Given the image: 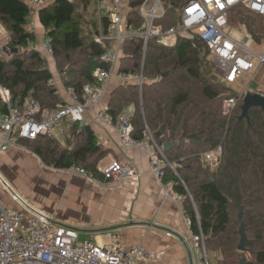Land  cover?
<instances>
[{
	"label": "trees",
	"instance_id": "trees-1",
	"mask_svg": "<svg viewBox=\"0 0 264 264\" xmlns=\"http://www.w3.org/2000/svg\"><path fill=\"white\" fill-rule=\"evenodd\" d=\"M44 1L50 3L36 14L50 55L59 73H64V88L72 91L77 103H83L84 87L100 86L94 71L109 69L99 61L110 45L108 19L102 17L100 25L98 20L89 21L95 0ZM127 1L131 12L126 23L138 29L143 19L137 9L144 0ZM187 1L161 0L164 16L155 24L164 29L176 26L174 8ZM30 9L26 0H0V25L7 33V47L18 50L7 60L0 58V86L19 113L30 102L48 111L67 104L49 82L52 75L46 59L30 48L35 41L34 33L26 28ZM227 24L244 28L254 44L264 43V17L236 5L227 12ZM120 61V74H142V82L115 89L104 112L111 123L126 117L134 141L149 136L158 150L165 143L173 144L163 154L171 167L164 169L161 183H170L171 191L181 197L190 234L203 237L208 264L213 254L216 264H238L241 259L244 264H264V111L250 108L248 121L239 119L241 97L229 116L222 115V101L238 95L220 77L197 38H178L172 47L151 39L145 52L141 39L126 40ZM8 108L0 105L3 112ZM66 133L63 145L47 136L17 139L16 144L46 167H78L87 176H101L98 163L106 152L92 129L73 124ZM211 151H218L216 162L204 158ZM240 207L247 238L242 252L237 250Z\"/></svg>",
	"mask_w": 264,
	"mask_h": 264
},
{
	"label": "built area",
	"instance_id": "built-area-1",
	"mask_svg": "<svg viewBox=\"0 0 264 264\" xmlns=\"http://www.w3.org/2000/svg\"><path fill=\"white\" fill-rule=\"evenodd\" d=\"M50 2L43 0L30 1L28 20L41 7ZM121 0H97V20L107 17L110 45L105 48L99 61L109 66L108 70L97 68L93 76L100 86L91 88L85 86L83 103H67L57 106L53 110H41L37 104L30 102L24 113L10 108L9 99L2 94L0 86V105L9 106L7 112L0 109V153L6 152L17 139H36L39 136H51L58 123L67 118L70 123L82 124L85 108L92 105L100 96L102 84L113 72L119 59V48L126 40L141 39L144 48L151 39L163 47L174 46L178 38H197L207 48L210 57L218 65L222 79L229 84L235 83L241 77L248 75L256 66L264 65V53L253 51V41L245 33L230 32L227 24V12L239 5L250 12L264 17V0H188L179 7L178 24L164 29L155 22L164 16L161 0H144L138 7V13L143 24L134 29L126 23L127 15L131 12L126 0V9L122 10ZM34 10V11H33ZM102 39L101 37L99 40ZM43 50L49 55L47 43ZM63 76L64 73L60 74ZM124 80L133 81L141 85L142 76L121 75ZM52 83V80L49 81ZM241 97L225 99L222 102V115L229 116ZM107 121L104 114L99 115ZM109 121V119H108ZM120 141L126 148L146 146L149 136L143 141L131 138L132 127L127 118H118ZM153 148V147H151ZM218 151H211L204 157L211 161ZM166 162L152 157L150 172L161 182ZM71 173L87 177L83 169L71 167ZM104 182L126 179L129 184H135L137 177L133 170L126 165L112 162L101 170ZM97 184H101L97 181ZM167 193L171 191V184H166ZM173 199H181L172 192ZM18 201L22 208H12L0 202V264H153L155 253L141 246L126 247L119 241L102 246L90 240H79L77 232L72 227L57 223L52 217L40 212L35 207L13 195V201ZM13 201H11L13 203ZM188 225L190 219L186 218ZM192 247L195 251L197 264H208L205 243L202 236L190 235ZM201 249L203 250L202 252Z\"/></svg>",
	"mask_w": 264,
	"mask_h": 264
},
{
	"label": "crops",
	"instance_id": "crops-1",
	"mask_svg": "<svg viewBox=\"0 0 264 264\" xmlns=\"http://www.w3.org/2000/svg\"><path fill=\"white\" fill-rule=\"evenodd\" d=\"M26 28L35 36L30 48L37 50L46 59L52 84L57 88L60 97L65 103L74 102L72 91L64 88L62 84V75L60 76L54 59L43 50L46 38L37 14L27 21ZM4 47H7V33L0 25V58L7 60L9 56L4 52ZM143 49L145 52L144 46ZM119 52L118 61L123 57V45ZM118 61L113 72L102 84L98 100L86 106L84 121L77 125L78 129L88 125L96 135L98 145L106 152L99 160V169L110 162L129 166L137 177L136 183L129 184L126 179L104 182L102 175L94 178L83 177L69 170L46 167L37 156L23 150L26 157L21 161L16 162L10 157L8 159L12 163L25 166L28 170L25 174L30 179L27 184L15 186L31 202H26L27 204L52 217L57 223L75 229L79 240H90L102 246L110 245L114 241H119L126 247L138 245L155 253L153 264H193L191 234L183 213V203L181 199H173L171 191L167 193L166 185L158 182L150 172L152 157L166 162L162 149L158 150L150 137L146 146L124 147L120 141L118 123L108 121L109 118L104 112L115 89L136 85L133 81L124 80L121 76L123 74L119 73ZM230 85L242 98L253 93L264 96V65L256 66L248 75ZM2 94L9 99L8 92L4 89ZM101 114L108 118L107 121L101 119ZM73 124L76 123H70L64 118L51 136L47 137H52L63 145L66 132ZM12 146L23 148L14 144L9 149ZM166 164L168 165L167 162ZM34 181L37 183L33 184ZM97 181H101V184H97ZM71 198L73 202L85 200L89 206H93L96 218L86 217L84 212L79 211L81 207L86 209L84 205L77 204V208H73ZM80 229H89L90 234L83 236Z\"/></svg>",
	"mask_w": 264,
	"mask_h": 264
},
{
	"label": "rangeland",
	"instance_id": "rangeland-1",
	"mask_svg": "<svg viewBox=\"0 0 264 264\" xmlns=\"http://www.w3.org/2000/svg\"><path fill=\"white\" fill-rule=\"evenodd\" d=\"M28 2H29V6H30L31 5L30 1H28ZM43 2H46V1L43 0ZM120 4H121L122 10H125L126 9V0H121ZM90 10H93L94 13H93V15L88 16V19L91 23H93V22L97 21V13L95 15V10L97 11V1L96 0H95V3H93V5L90 7ZM30 11H31V9H30ZM178 15H179V7H175L173 16L175 18H178ZM228 28H229V31L233 32V33H235L236 31L244 32V28H242V27L237 28L235 26L230 25ZM233 35L237 38L244 36L243 33H241V35H236V34H233ZM253 51L256 53H260V54L262 53L263 54L264 53V43H261L258 45L254 44L253 45ZM120 62L121 61H118V64H120ZM216 67L218 68L220 77H222V74H221L220 69H219L220 66L218 67V65H216ZM73 101L76 102L75 99ZM74 102H70V103H74ZM221 106H222V104H221ZM23 140H26V139H23ZM23 150H26V149L19 148L18 146H16V148H14V146H12V148L8 149L6 151V153L4 152L5 154L1 155V153H0V202L3 205L9 206L12 208H17V207L22 208V205L18 201H16V200L13 201V195H17L22 201L31 204L30 201H28L25 197H23L22 194H20V191L15 186V185H20V184L22 185L23 183L24 184L28 183V180L30 179V177L25 174L28 170L26 169L25 166H22L20 163H14V162L12 163L11 162L12 160L10 161V159H8L10 157L12 159H15L16 162L21 161L24 157H26V155L23 153ZM207 153L204 154V157L206 156ZM217 155H214L213 159L210 162H216L217 161ZM110 163H112V162H110ZM110 163H108L105 166H102L101 170L106 168ZM99 182H101V181H99ZM31 183H32V181L29 184H31ZM34 183L36 184L37 182L34 181L33 184ZM11 201H13V203ZM71 202L73 204L72 205L73 208H77L78 205H84L86 207V209L81 207V209L79 211L84 212L83 215H85L86 217H89L92 219L96 218V214L94 212L95 208L93 206H89V204L85 200L79 201V202H77V201L73 202V199L71 198ZM89 209H91V210L88 211ZM80 230L83 231L81 233V235H83V236L90 234L89 229H80ZM93 236L96 238H99V237H97V235H93ZM204 249H205V246H204ZM193 251L194 250L192 249L191 250V257L193 259V264H197L196 256L194 254L195 252H193ZM202 251L203 250L201 249L200 252H202ZM215 258H216V254H213V256L212 255L209 256L210 264H212V262H213V264H216L217 259H215ZM207 262H208V259H207Z\"/></svg>",
	"mask_w": 264,
	"mask_h": 264
},
{
	"label": "water",
	"instance_id": "water-1",
	"mask_svg": "<svg viewBox=\"0 0 264 264\" xmlns=\"http://www.w3.org/2000/svg\"><path fill=\"white\" fill-rule=\"evenodd\" d=\"M26 1H31V0H26ZM3 50L6 53L7 57L18 52L17 49H11L8 47L7 48L4 47ZM10 108L13 109V106L10 105ZM250 108H260L261 110L264 111V96L258 93L245 95L242 99L241 114L239 116V119H245L248 121V110ZM179 144H182V142H180ZM172 146L173 144L165 143L161 150L162 154H164V152H166ZM241 218H242V207L239 208L238 215H237V219L239 221V229H238L239 243L237 246V250L240 252L243 251L244 244L246 243V240H247L246 235L243 230V223L241 221ZM238 264H244V260L241 259Z\"/></svg>",
	"mask_w": 264,
	"mask_h": 264
},
{
	"label": "bare ground",
	"instance_id": "bare-ground-1",
	"mask_svg": "<svg viewBox=\"0 0 264 264\" xmlns=\"http://www.w3.org/2000/svg\"><path fill=\"white\" fill-rule=\"evenodd\" d=\"M26 140H33V139H26ZM70 170V169H69Z\"/></svg>",
	"mask_w": 264,
	"mask_h": 264
}]
</instances>
